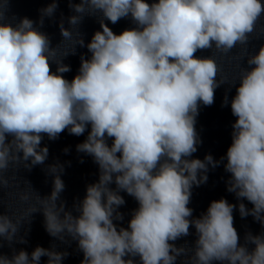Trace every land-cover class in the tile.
I'll list each match as a JSON object with an SVG mask.
<instances>
[{
  "label": "clouds",
  "instance_id": "9594fccd",
  "mask_svg": "<svg viewBox=\"0 0 264 264\" xmlns=\"http://www.w3.org/2000/svg\"><path fill=\"white\" fill-rule=\"evenodd\" d=\"M8 2L0 0V185L7 186L2 173L10 165L23 161L28 171L44 165V136L54 141L65 130L77 137L87 131L76 151L90 156L99 171L98 181L86 186L85 197L69 211L60 199L64 167L48 165L52 191L38 197L40 208L29 216L42 212L49 236L75 241L83 254L80 264H137V257L139 264H176L181 257L182 264H264V232L246 233L241 244L233 216L238 208L241 218L250 215L264 226V45L246 59L238 57L247 66L230 84L213 55H195L246 50L264 2L68 0L75 14L67 18L69 27L59 22L62 39L55 46L40 29L46 17H54L58 0L40 9L38 21L23 17L15 23L6 17ZM85 16L97 17L100 25L87 44L79 30ZM121 19L134 26L116 34L105 22ZM60 44L65 51L58 58ZM77 47H86L90 56L80 55L69 80L64 74L71 67L64 60ZM224 84H238L230 101L236 117L232 143L219 160L211 154L191 158L202 143L195 127L200 106H211ZM228 104L225 95L222 107ZM221 164L230 174L227 191L252 207L221 198L194 217L188 206L192 188L205 184L210 168ZM121 192L138 203L127 227L114 223L124 220ZM20 226L0 215V248L4 242L27 243ZM192 227V246L178 247L175 241L191 235ZM68 255L55 244L37 246L30 254L0 253V264H40L42 257L46 264H62Z\"/></svg>",
  "mask_w": 264,
  "mask_h": 264
},
{
  "label": "water",
  "instance_id": "95a60500",
  "mask_svg": "<svg viewBox=\"0 0 264 264\" xmlns=\"http://www.w3.org/2000/svg\"><path fill=\"white\" fill-rule=\"evenodd\" d=\"M51 0H9L6 7V17L10 22L15 23L20 18L28 17L33 21H38L41 15L40 9L47 6ZM78 2V0H74ZM264 2V0H262ZM75 13L69 8L68 0H58V8L54 17L51 19L45 18L44 25L40 29L47 33L52 45L58 44L62 37L60 35L59 22L64 20V26L69 27L67 18ZM12 18H15L13 20ZM108 26L116 34L121 33L124 29L133 27L130 19H121L116 24H111L108 21ZM261 29H264V14L261 15L257 22V32H254L249 43L245 48L237 46L228 55L216 54L210 50L197 51L195 54L198 57L213 55L217 63L221 67V77L227 78L229 84L234 82L239 75L240 68L247 66L244 60L238 57H245L247 54L255 53L261 45H264V35H260ZM79 30L83 34L85 43L91 40L93 33L100 30L98 18L94 16H85L82 23L79 25ZM70 47V46H69ZM65 44H60L58 49V58L63 55ZM90 56L87 48L77 47L76 55H69L64 63L70 65L71 71L65 73V78L71 80L78 72L80 66V55ZM52 71H56V65H52ZM237 85L229 86L228 84L221 85L215 90L214 103L211 106H203L201 104L199 115L196 122V130L201 138L202 143L198 145V150L191 158L203 160L206 154H211L214 159L219 160L220 157L226 156L227 149L232 143L231 133L232 124L236 117L231 113L230 101L235 95ZM229 98V104L222 107L224 96ZM90 130V126H89ZM87 131L77 137L70 135L67 130L59 135V138L52 141L44 136L41 146H47L49 149L48 159L44 165L34 166L31 171L24 169V162L21 161L18 165H10L9 169L2 173L3 178L8 181L7 186L0 185V215H7L13 221H21L20 235L24 236L27 243L21 244L14 242L11 247L7 242L3 243L0 248V253L11 256L13 250L19 251L24 249L29 254L37 247L50 248L53 244L56 245L57 251H67L69 255L62 260V264H80L83 259L82 252L79 251L77 243L71 238H67V242H61L49 236L44 226L43 213L38 211L29 216V211L34 207L40 208L39 199L50 195L53 187V176L48 174L46 169L48 165L60 163L64 167L61 173V179L65 184V189L60 195V199L66 202V210H73V205L76 201L82 200L86 195V186L98 181V166L93 162L90 156L76 151V145L83 142L87 137ZM9 139H11L9 137ZM111 144V140L108 141ZM67 148L69 151L64 152ZM83 160V163L80 161ZM226 163V160H225ZM230 176L226 173L223 164L208 172V180L205 184L199 187L192 188L191 202L188 205L193 211L194 217H199L202 212H205L213 200L225 198L229 203L237 204L245 203L248 208L252 205L246 199L238 201L233 193H229L226 188V181ZM115 188V185H111ZM27 195L28 199H21ZM125 199V204L118 210L124 214V220L114 221L119 226L127 227L128 221L131 218V212L138 207L136 200L125 192H121ZM73 211V215H76ZM234 227L240 237V243H244L245 234L251 232L253 235L264 232V226L255 221L252 216L241 218L238 208L233 212ZM191 235L183 237L175 244L179 247L185 243L192 246L194 243L195 229L190 228ZM251 248L252 246L249 245ZM183 257L178 258L176 264H182ZM47 257H42L40 264H46ZM139 264V258H136Z\"/></svg>",
  "mask_w": 264,
  "mask_h": 264
}]
</instances>
